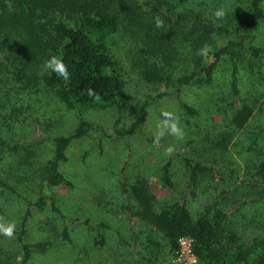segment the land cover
<instances>
[{
  "label": "rangeland",
  "instance_id": "374dc122",
  "mask_svg": "<svg viewBox=\"0 0 264 264\" xmlns=\"http://www.w3.org/2000/svg\"><path fill=\"white\" fill-rule=\"evenodd\" d=\"M171 5L177 12L198 13L213 25L220 26H234L250 11V0H172ZM260 7L264 11V1ZM217 9L224 10L222 19L214 16ZM189 25V22L185 23L182 31ZM197 33L199 31L194 35ZM249 34L251 44L263 48L264 19L258 20ZM238 35L227 36L237 41ZM215 37L217 39H211V44L216 46L222 45L227 38ZM166 46L146 44L130 36L126 29H119L109 38V49L118 61L123 81L124 99L118 106L68 110L52 97L40 94L39 98L33 96L29 101L30 108L20 114L23 123L21 127L16 126L15 143L20 153L22 150L26 154L24 150L27 149V157L31 154L33 158L30 165L23 166L27 174L20 181L14 177L4 178L14 186L16 194L0 189V200L4 202H1L3 212L0 217L5 222L14 221L16 226L26 206L23 200L33 202L37 197L40 178L34 181L28 178L51 157L52 138L71 134L80 123L88 126L84 135L69 142L64 151L66 159L59 165L68 184H60L53 190L54 207L58 212L51 210L49 204L39 209L30 208L23 240L26 243L43 241L47 246L43 250H33L27 264H87V254L95 253H103L102 258L106 255L104 262L109 264H140L139 255L127 246L133 244L132 235L126 238L128 230L132 229L134 233L139 228V222L130 218L122 207L119 209L118 204L125 202L126 198L119 190L120 183H133L136 179L145 181L158 204L183 196L192 215H198L212 205L229 209L227 221L233 222L237 233L244 237H264V204L240 202L246 199L243 191L247 190L246 183L241 181L245 162H248L244 159L263 149L264 144L263 55L253 62L249 53L244 51L241 59H233L237 63L238 98L247 100L251 92L259 91V99L241 127L221 147L213 142L224 129L227 118L239 107L228 93V64L220 63L209 86H182L176 93L169 83L192 68L193 44L191 40L179 37L173 45ZM144 100H148L144 120L131 130ZM183 105L195 113L184 111ZM259 105H262V111L257 110ZM164 111L178 116L184 130L182 140L166 134L159 143L154 142L156 126L163 119ZM256 135L255 144H252ZM183 157L212 170L200 174L191 190L187 189L188 170ZM166 163L171 188L164 186L161 179L162 166ZM99 196L102 198L98 200ZM104 200L116 208L109 210L112 217L109 219L119 223L102 234H106L110 249L99 251L90 249L89 242L90 237L102 229L96 230L90 223L102 219L108 221L95 204V201ZM119 214L123 217L120 218ZM60 216L67 221V239L61 234L65 220ZM85 217L90 223H85ZM121 235L125 241L127 239L126 246L116 245V237ZM137 239L135 241L139 243ZM137 243L135 248L141 247ZM14 244V238L0 234L3 251L12 245L14 249ZM143 249L147 252L153 250L146 246ZM250 259L241 264H250ZM90 263L94 264L93 261Z\"/></svg>",
  "mask_w": 264,
  "mask_h": 264
},
{
  "label": "trees",
  "instance_id": "16d2710c",
  "mask_svg": "<svg viewBox=\"0 0 264 264\" xmlns=\"http://www.w3.org/2000/svg\"><path fill=\"white\" fill-rule=\"evenodd\" d=\"M171 1L0 0V164H5L0 165V189L16 194L14 186L7 183L6 179L14 177L20 181L27 174L26 167L23 166L31 164L33 155L27 157V149L24 150L26 154L22 150L20 153L15 137L16 126L21 127L23 123L20 114L24 109L26 111L30 108L29 101L33 96L39 98L40 94L47 95L68 110L92 106L108 108L118 106L123 101L120 67L109 49V38L122 28L134 39L149 45L153 43L170 47L179 37L191 40L192 68L169 83L176 93L182 86H209L220 63L228 64V93L235 103H239V107L227 118L224 129L213 142V145L223 147L224 142L241 127L259 99V91L251 92L247 100L238 98L237 63L233 59H241L244 51L249 53L253 62H257L262 55L264 58V47L252 45L249 38L250 30L256 22L264 19V11L260 7L264 0H250L249 13L234 26L213 25L198 13L177 12ZM157 17L163 21L162 27L156 26ZM188 22L190 25L182 31L183 25ZM197 31L199 33L194 35ZM237 34V41L227 36ZM216 35L227 37L220 46L211 44V39L216 38ZM205 44L211 45L212 51L201 56L198 51ZM51 56L62 58L69 73L68 80L45 68V63ZM250 67L252 69L253 65ZM88 89H94L99 98L88 96ZM147 103L148 100H144L139 106V116L130 126L131 130L142 124ZM261 108L262 105H259L257 110L262 111ZM183 109L188 113H195L185 105ZM87 130L88 126L80 123L71 134L52 138L51 157L39 166L38 172L31 173L28 178L31 181L40 178V184L33 202L23 200L26 206L14 235L16 251L13 245L4 251L0 247V264H27L33 250H43L47 246L43 241L26 243L23 240L30 208L39 209L49 204L51 210L58 212L54 207L53 190L60 184H68L59 171V165L66 159L64 151L69 142L84 135ZM255 138L257 139V135L252 144H255ZM262 145L263 149L252 152L247 160L244 159L248 162H245L241 181L242 184L246 183L247 190L243 191L246 199L240 201L242 203L264 204V144ZM182 161L188 170L189 190L196 185L200 174L212 172L210 167L202 166L189 158L183 157ZM167 169L166 163L162 166L161 179L164 186L171 188ZM120 190L126 197L125 202L121 201L122 209L128 215L137 216L140 222L131 239L133 244L127 245L131 248H127L138 254V259L143 264H165V261L170 264L176 239L183 235L192 238L195 264H241L250 257V264H264V237H244L237 233L233 222L230 219L227 221L229 209L223 210L212 205L200 214L192 215L183 196L158 204L155 195L141 179H136L133 183H120ZM1 202L2 200L0 216L4 203ZM60 218L63 220L65 217ZM64 222L61 234L67 239V221ZM98 227L101 226H93L96 230ZM141 234L142 241L137 243L136 235L140 238ZM117 240L118 245L126 246L127 240L121 236ZM101 242L100 237L94 241L98 244ZM136 243L141 247L135 248ZM144 246L153 250L147 252L143 249Z\"/></svg>",
  "mask_w": 264,
  "mask_h": 264
},
{
  "label": "clouds",
  "instance_id": "9594fccd",
  "mask_svg": "<svg viewBox=\"0 0 264 264\" xmlns=\"http://www.w3.org/2000/svg\"><path fill=\"white\" fill-rule=\"evenodd\" d=\"M225 15L223 9H217L214 12V16L217 19H222ZM155 23L157 27L163 26V21L157 17L155 18ZM210 51H212L211 45L205 44L199 49L198 54L201 56H206ZM46 69H51L52 72L58 74L64 80L69 79V73L66 64L63 62L62 58L58 56H51L45 63ZM90 97L99 98L95 93L94 89H88L87 93ZM163 119L159 121L156 126V132L154 134V142L159 143L166 134L172 135L177 139L182 140L184 138V130L180 126L179 118L176 114L170 111H164L162 113ZM171 151V149H169ZM16 223L14 221L5 222L3 217H0V234H3L9 239H13L15 235Z\"/></svg>",
  "mask_w": 264,
  "mask_h": 264
},
{
  "label": "crops",
  "instance_id": "0c3cea01",
  "mask_svg": "<svg viewBox=\"0 0 264 264\" xmlns=\"http://www.w3.org/2000/svg\"><path fill=\"white\" fill-rule=\"evenodd\" d=\"M119 190H120V188H119ZM121 191V190H120ZM102 195V194H101ZM99 198H102V196H99L98 197V200H99ZM105 198V197H104ZM95 204H97V207H98V209L99 210H101L102 212H103V214H105L106 215V217H107V219H108V221H105L104 219H102L101 221H96V223H90V221H89V219H88V217H85L84 218V220H85V222L86 223H90V225H92V226H101V227H98L97 228V230H99L100 231V229H102V232H97L96 233V235H94V236H92V237H90V242H89V245H90V249H94V250H99V251H103V250H109L110 248H108L109 246H108V243L106 242V239H105V235H102V234H104V233H106V231H109L110 230V228H112V226L113 225H115V224H117V223H119V221L116 223V221H115V219H109V218H112L110 215H109V210H111V209H116V208H112L111 206H109V203H108V201L107 200H104V201H95ZM116 204V203H115ZM118 204H119V209H121V201L120 202H118ZM117 207V206H116ZM127 215H128V212H127ZM130 218H135V220H137L138 222H139V218L137 217V216H134V215H128ZM119 217L120 218H122L123 217V215L122 214H119ZM127 220L128 219H126V222H127ZM109 221H111V222H109ZM139 225H140V222H139ZM138 225V226H139ZM115 230V229H114ZM116 231V230H115ZM100 233V234H99ZM116 233V232H115ZM127 233H128V235H127V237L126 238H129V236H131V238L130 239H133L134 237V233H132V229H131V231H127ZM97 236H99L101 239H102V242H101V244H98V243H94V241H95V239L96 238H99V237H97ZM137 237L136 238H138L137 239V241H139L140 240V238L138 237V235H136ZM121 237H122V235H121ZM123 238V237H122ZM118 238L116 237V245L118 244V240H117ZM127 240V239H126ZM136 240V239H135ZM106 244H107V246H106ZM102 256H103V253H100V254H98V253H95L94 255H90V254H87V264H92V263H90V262H92L93 261V263L94 264H109V262H104V260L105 259H107V257H106V255L102 258ZM93 258V259H92ZM99 258V259H98ZM91 260V261H90ZM100 260V261H99Z\"/></svg>",
  "mask_w": 264,
  "mask_h": 264
},
{
  "label": "built area",
  "instance_id": "2783aa9c",
  "mask_svg": "<svg viewBox=\"0 0 264 264\" xmlns=\"http://www.w3.org/2000/svg\"><path fill=\"white\" fill-rule=\"evenodd\" d=\"M195 262L196 259L192 253V238L186 235L177 237L169 263L195 264Z\"/></svg>",
  "mask_w": 264,
  "mask_h": 264
}]
</instances>
